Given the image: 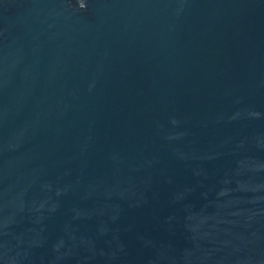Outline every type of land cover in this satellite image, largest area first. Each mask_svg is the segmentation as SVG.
<instances>
[{
	"label": "water",
	"instance_id": "water-1",
	"mask_svg": "<svg viewBox=\"0 0 264 264\" xmlns=\"http://www.w3.org/2000/svg\"><path fill=\"white\" fill-rule=\"evenodd\" d=\"M0 264H264V0H0Z\"/></svg>",
	"mask_w": 264,
	"mask_h": 264
},
{
	"label": "clouds",
	"instance_id": "clouds-1",
	"mask_svg": "<svg viewBox=\"0 0 264 264\" xmlns=\"http://www.w3.org/2000/svg\"><path fill=\"white\" fill-rule=\"evenodd\" d=\"M80 7H84V4L83 3H80Z\"/></svg>",
	"mask_w": 264,
	"mask_h": 264
}]
</instances>
